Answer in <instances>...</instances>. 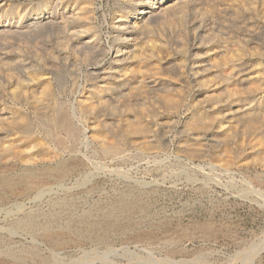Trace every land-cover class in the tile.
<instances>
[{"label":"rangeland","instance_id":"rangeland-1","mask_svg":"<svg viewBox=\"0 0 264 264\" xmlns=\"http://www.w3.org/2000/svg\"><path fill=\"white\" fill-rule=\"evenodd\" d=\"M69 1L0 0V24L4 25L0 29L5 28L0 33V109H17L24 114L31 134L26 137L16 125H3L0 130L6 132L0 131V144L30 141L28 138H34L32 143L44 144L43 150L36 146L31 151L30 161L3 158L0 154V264H264L263 151L255 148L248 152L246 147L232 144V150L225 152L222 143L213 141L209 134L203 136V153L189 155L180 149L181 141L194 135L185 125L186 119L195 112L194 108H206L192 104L199 87L190 82L185 68L187 59L198 51L190 47L194 41L191 28L196 23L205 24V28L200 26L205 31L195 41L226 45L230 51H255L263 46L264 39L250 36L251 42L245 40V31L236 25L238 22L209 8L214 0L185 2L181 5L184 7L170 9L159 19L149 21L138 30L139 34L135 29L124 32L117 25L120 11L128 14L135 9L130 0H88L92 1L91 9H77L79 17L70 16ZM43 8L47 10L43 14L48 12L46 16L62 22L28 26L32 21L29 14ZM80 11L87 18L80 16ZM209 29L212 32L208 33ZM132 43L154 47V58L165 67L158 85L166 88L170 83L171 88L173 85L182 90L176 110L165 107L160 96L164 85L158 90L147 89L150 93L145 92L144 98L123 101L117 96L121 91L114 82L116 88L112 91L99 90L120 98L111 105L101 104L94 96L103 67L107 66L106 73L109 67H115L109 58L111 52ZM261 61L264 63V58ZM29 77L36 82L48 78L52 87L50 99L69 118L72 133L63 128L49 131L44 116L29 101L15 99L16 104L10 99L8 89L13 84L25 85L24 92L29 96L33 91L39 93V83L36 88L33 84L27 86ZM127 86L128 82L126 89ZM173 88L171 91L175 92ZM83 97L92 105L85 110L78 104ZM140 99L145 101L141 103ZM125 102L131 105L127 107ZM130 111L144 120L150 119L151 133L144 138L150 141V148L115 140L112 129L115 130L116 120L122 122ZM151 111L157 113L154 118ZM94 124L96 130L92 128ZM252 133L246 141L259 135ZM105 135L119 142V149L104 150L101 138ZM129 200L140 208L132 213L131 226L124 232L109 231L106 222L112 216L123 220L126 215L115 211L121 202ZM27 219L35 225L33 228L24 225ZM90 223L97 225L95 232H89ZM47 234L60 241L53 244Z\"/></svg>","mask_w":264,"mask_h":264},{"label":"bare ground","instance_id":"bare-ground-1","mask_svg":"<svg viewBox=\"0 0 264 264\" xmlns=\"http://www.w3.org/2000/svg\"><path fill=\"white\" fill-rule=\"evenodd\" d=\"M130 1H132L133 4L135 5V9L133 11H131L128 14H126L127 12L121 13V11L119 12V14L117 13L118 14L117 20H116L117 25H118V27L122 28L124 32L125 31L129 32L130 30H133V29L137 30V32H138V30H141L140 29L141 27L144 28L145 25H147L149 23V21H151L152 19H156V17L158 18L159 16L166 13L170 9L179 8L185 2H188V1L190 2L191 0H166L165 3H159L158 0H130ZM206 1H208V0H206ZM89 2H91L90 4H92V1H88V0H70L69 1L70 16L71 17H77L79 15L77 9L82 10V11H84V10L87 11V10L91 9L89 7L90 6ZM202 2H205V1L203 0ZM61 3L63 4L64 1H61ZM258 3L261 5L260 8L258 7ZM63 5L65 6V3ZM209 5H210L209 8L211 7L210 9L218 10V12L220 11L221 13H223V15H220V16L226 15L227 17H230V20H234V22H238V23H236V25L240 24L239 25L240 29L242 28L245 31V33H243V35L241 34L240 31L238 34L242 35V37H245V40L247 39L248 41H250V38H249L250 36H252V37L258 36V38L261 39V41H262V39H264V37H263L264 36V0H214V2L212 1L211 3H209ZM182 7H184V6H182ZM130 8H132V7H130ZM206 8H208V7H206ZM44 11H47V10H44V8H43V11L40 9L38 11H35V12L29 14V16H30L29 19H32V21H31V23L28 24V26H32V25L39 26V25H43V24L46 25L49 23L51 25L52 23L57 24V23L62 22L60 20L52 19V17H49V15L46 16V14L48 12L46 14H43ZM91 11H93V10H91ZM255 12L258 13V14H256V16H255ZM82 13L80 11V16ZM219 13H218V15H219ZM85 14H87V12ZM168 15L170 16V14H168ZM65 16L68 17V19L71 18L70 16H67L66 14H65ZM85 16L83 15V17H85ZM169 16H168V18H169ZM220 16H218V17H220ZM62 17H63V15H62ZM62 17H61V20H62ZM88 17H90V16H88ZM85 18H87V16ZM165 18H166V14H165ZM227 19H229V18H227ZM226 22H228V20ZM196 24H195V26H196ZM227 24L230 25V23H227ZM234 24L232 23L233 26H234ZM3 26H4L3 24H0V27H3ZM195 26L193 28H191V29H193V31L191 30L193 33L192 32H191L192 34L189 33L190 35H192V39L194 40L192 42V46H190V47H191V50H195V51L198 50V51L196 53H194L192 55V57H190V59H187L188 62L186 64L185 63L184 64H185V68L188 69L187 74H188L190 82H192L194 84V86L196 85L199 87V92L197 94L198 97L195 96L196 101L194 100L193 101L194 103H192V104L193 105H196V104L197 105H204V107H206V108H199V106L197 108H194L195 112L193 114H191V116H188V118L186 119L187 121L185 122V125L187 126V128L189 130H191L194 133V135L189 140H186L183 142L181 141L180 149L182 151H185V153H188L189 155L190 154H192V155L196 154L197 155V154L203 153L204 144H205V143H203V140H204L203 136L206 134H209L210 138L212 136L213 141L216 140V143L217 142L222 143L223 149L225 152L228 149H231V148H229V146L232 144H235V146H238L241 149L243 147H246L245 149H247V151L249 150L248 152H250L252 149H253L252 151H255L256 150L255 148H258L260 151L261 150L263 151V155H262L263 157L262 156L261 157H262V159H264V63L261 61L264 58V41H263V46L258 47V49H256L255 51H249L250 49H248L246 52L245 49H243V48H239V50H234L235 49L234 47H233L234 49L230 51V50H228L229 48L226 45H220L219 46L218 44L217 45L212 44L215 46H211V44H205V43L203 44V43H198L197 41H195L196 38L201 36L203 31H205V30H202L205 28V24L202 25V26H204V28H200L201 25L199 26V24H198V26H196V27ZM210 29H209L208 33L212 32V31H210ZM4 30H5V28L0 29V33H1V31H4ZM6 30H8V28H6ZM71 33H73V32H71ZM217 33L218 32H216V34ZM134 34H135V32H134ZM134 34L132 35V37L134 36ZM138 34H139V32H138ZM204 34H205V36L207 35L206 33H204ZM213 34L214 33H212V36H213ZM190 35H189V37H190ZM118 36H121V35L118 34ZM123 37H124V35L121 38H123ZM128 37H129V35H128ZM132 37L130 39L133 40V38H135V36L133 38ZM202 38H203V36L200 39H202ZM205 39H206V37H205ZM132 40H131V42H132ZM209 42H210V40H209ZM139 43L141 44V42H139ZM181 44H183V43H181ZM121 45H122V43H121ZM135 45L133 44V45L129 46L127 44L126 46H121V47L118 46L119 48H117L111 52L112 55H110L111 57H109V58L112 59V63H114L113 65H115V67L114 66L109 67V70L107 71V73L104 72L105 70L108 69V68L105 69L107 66L103 67L104 71H102L99 74L100 80L96 81L98 83L99 82H101V83H99V85L97 84V86L95 87L96 91L93 89L94 94H95L94 96L97 97L98 99H100L101 104L111 105L110 102L114 103L115 101L119 100L120 98H122L123 101H125V99L130 100V98H132V97H134V98L139 97L140 98V97H143V94L146 92L147 89L152 88V90L153 89L156 90L157 88H159L162 85V84H160L161 83L160 80L162 78L158 79V77H159V74L161 73V70L164 69L165 67H162L161 65H163V64L160 65L159 62L156 61L158 58L157 59L154 58V54H153L154 52L152 51V49L154 47L148 49V48H145L146 45L144 46L142 43V45L144 47L136 45V46H138L136 48ZM148 46H150V44ZM181 47H183V46H181ZM247 47L248 46H246L245 48H247ZM185 49L183 48V51ZM107 50H109V49H107ZM179 51L182 52V50H179ZM158 54H159V52H158ZM154 59H155V61H154ZM256 59L259 61H257ZM177 61L179 62V60H177ZM180 61H181V58H180ZM178 62H177V64H178ZM170 64L172 65V63H170ZM180 65H179V67H180ZM166 66H167V64H166ZM179 67H177V68H179ZM181 67H183V65ZM183 69H184V67H183ZM31 72H33V71H31ZM33 75L35 76V74H33ZM40 75H41V73H40ZM29 76L31 77V74ZM25 77H27V76H25ZM38 77H41V76H38ZM97 77H98V75H97ZM17 79H19V78H17ZM34 79H36V78H34ZM46 79H48V78H45L41 82L39 80H38L39 82L38 81L36 82L35 80L32 81L31 78H30L29 82H28V80H26L28 82L27 86H29V84L30 85L33 84L34 87H35V85H39V84L41 85L40 86L41 89L39 87V89H40L39 93L35 92L33 94V92H34L33 91L32 94H30L31 92H29L30 96L26 94L27 92L26 93L24 92L26 90L25 85H23V86H25V89H23V86H21V85L20 86L15 85V87H14L13 83L16 82L15 80L12 83L13 84L12 88L8 89L12 85L11 83H9V84H11L9 87L8 86H5V87H8L7 89L10 90L9 91L10 95H9V93H8V95L11 97L10 99L14 100V103H16L15 99H24V100L29 101L38 110V113H41V115L44 116L45 121L48 125L49 131H50V128H53V129L63 128V129H67L68 130L67 132H69L68 134H70L73 132V129H72V125L69 121V118L67 117V115L62 114L63 111L61 113L57 109L56 103L50 99L52 87L50 88L51 85L48 84ZM174 79L175 78H173V80ZM22 80H23V78H22ZM24 80H25V78H24ZM8 81H10V80L8 79ZM48 81L50 82V80H48ZM165 81H167V80H165ZM20 82L19 83L16 82V83L20 84ZM114 82H116V85H118V89L121 91L120 93L118 92L119 95L117 94V96L120 97L119 99L117 98V96L115 94L114 95H108V96L106 93H105L106 96H105V94H101V92H105L106 89L109 91L110 90L112 91L113 89H115L116 86L114 87V85H113V84H115ZM127 82H128V86L126 89L125 86H126ZM158 82H160L159 83L160 85H158ZM180 83H181V81H180ZM168 84L169 85H167L166 88H165L164 84H163L164 89L160 88V91L162 90V93L160 96L162 97L163 102H164L167 110L168 109L176 110V108L179 107V104H181L180 103L181 102L180 92L182 90L179 88L175 89V88H173V85H172L173 91L175 89V92H172L171 91L172 88L170 87L171 84L170 83H168ZM176 86H178V85H176ZM176 86H174V87H176ZM102 88H103V90L105 88V90L100 92L99 90H101ZM27 89H30V88L28 87ZM31 89H32V87H31ZM196 90H198V89H196ZM90 92H92V91H90ZM147 92L150 93L149 91H147ZM88 94H91V93H88ZM5 97H3V98L6 99ZM87 97L88 98L90 97L91 100L94 98L93 95H90V96L87 95ZM87 99H85L83 97L80 100V103H78L80 105V107H82V109H84V110L89 108L90 106H92L91 103L86 102ZM12 100H10V103L12 102ZM95 101H96V98H95ZM123 101H119V102L122 103ZM133 101H136V99ZM143 101H145V99H143ZM143 101L141 100L140 102L142 103ZM28 103L25 102V104H28ZM113 103H112V106H113ZM126 103L128 104V102H125V104ZM16 104H18V103H16ZM57 104H59V103H57ZM115 104H117V103L115 102ZM129 105H131V104H128L127 107ZM7 107H8V104H7ZM113 107L115 108V105ZM143 108H142V110H144ZM33 110H35V109H33ZM145 110H146V108H145ZM0 111H1L0 120L3 121V122L0 121V125H2V126H0L1 128H3L4 126L5 127H11V126L16 125L18 127L17 130L22 132L23 135L25 134L26 137H29L31 135V134H29V131H28L30 128L29 127L30 125L28 126L27 120L25 118L26 116H23L24 114H21V112L19 113L17 109H11V108H6V107L1 108ZM134 113H131V111H130V114L126 112L124 114L125 116L122 115L124 117H123V119H121L122 122H120V123L117 122L118 119L116 120L117 124L115 123V130L112 129L113 131H115L113 133V136L116 137V139H115L116 141L118 139L119 141L121 140V141L129 142L132 145H139L140 144L141 147L144 146V147L150 148V145H151V144H149L150 141L148 142V140H144V138L149 137L150 136L149 134L151 133V128H150V124H149L150 119H148L146 117L148 121L144 120L142 116L138 115L137 113H135V114H137V115H135ZM150 113H151V115L153 114L152 111ZM148 114H149V111H148ZM156 114H153L152 118H154L153 116ZM116 116H118V115L115 114V116H114L115 119H116ZM113 122H115V121L113 120ZM109 123L111 124V121ZM112 125H110V126H112ZM92 128H93V130H96L97 125L94 124L92 126ZM108 128H109V125H108ZM3 130L6 132L5 129H2V131L1 130L0 131L3 132ZM10 130H13V129L11 128ZM252 132L253 133L257 132L259 135L258 136L256 135L255 138L253 137L254 139L253 138L251 140L249 139L250 141H246L247 140L246 137H248L249 133L251 135ZM0 135H1V133H0ZM28 139H31V140L30 141H27V140L21 141V139H19V140L17 139L18 141H13L11 143H9V141H8V143L6 142V143H3L2 145L0 144V154L3 156V158L5 157V158H10V159L30 161L32 159L31 158V156H32L31 151L34 150L36 148V146H40L43 150L44 144L38 145L39 143L38 144L32 143L34 141V138L33 139L28 138ZM101 140H102L101 142L103 143L102 148L104 150H106L107 152H115L117 149H119L118 145H117L119 142H115L111 138H108V136H106V135L103 136L101 138ZM256 146H258V147H256ZM235 149H238V148L235 147ZM229 151L230 150H228V152ZM241 152H242V150H241ZM256 157H257V155H256ZM258 157H259V155H258ZM117 210L119 212L118 211H115V212L124 213L126 216L123 218V220L121 219L122 221L121 220L119 221L116 217H114L112 215L111 216L113 218L108 217L109 219L106 222L107 226L106 225L105 226L108 228L109 231L110 230H114V231L115 230H120V231L122 230L123 231V230L128 229L129 226H131V224H132V218H131L132 213L134 215V213L138 212L140 210V208L136 204V202L129 200V201L121 202V204L119 205ZM141 218H143V217H141ZM25 222L26 221L23 222L24 225L28 224L29 227H31V228H33V226H35L31 222H29V220L26 223ZM85 223L87 224V222H85ZM95 227H97V225L91 224V223L87 226L90 233H92L95 230ZM105 230H107V229H105ZM44 233H46V232H44ZM47 235H49V234H47ZM51 235H49V236H51ZM95 235H96V233H95ZM59 239H60L59 237H54V235H53V237L52 236L50 237L49 241H51L53 244H56V243H58V241H60ZM165 264H166V262H165Z\"/></svg>","mask_w":264,"mask_h":264}]
</instances>
